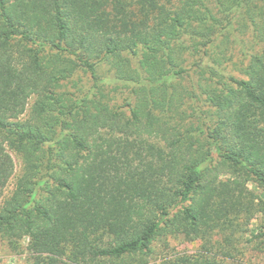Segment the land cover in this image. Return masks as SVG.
Listing matches in <instances>:
<instances>
[{"label":"trees","instance_id":"obj_1","mask_svg":"<svg viewBox=\"0 0 264 264\" xmlns=\"http://www.w3.org/2000/svg\"><path fill=\"white\" fill-rule=\"evenodd\" d=\"M109 58L131 89L118 108L97 73ZM80 71L93 86L61 92ZM12 154L0 239H27L26 264L236 260L235 233L264 216L246 197L264 191V0H0V197ZM181 236L197 251L159 259Z\"/></svg>","mask_w":264,"mask_h":264},{"label":"rangeland","instance_id":"obj_2","mask_svg":"<svg viewBox=\"0 0 264 264\" xmlns=\"http://www.w3.org/2000/svg\"><path fill=\"white\" fill-rule=\"evenodd\" d=\"M5 1L8 3L13 2V0ZM242 44V46L236 47L235 49V57L233 61L237 63L243 60L241 52H245L247 50V46L249 45V36H245V39ZM218 51H220V49ZM143 54L144 50L141 47L139 49L138 56L135 58L131 57L128 53L122 54V56L129 62L128 63L126 61L127 65L129 66L128 70L133 72L135 71L139 60H142L143 58ZM183 58H185L186 60L184 66L189 67L197 61L198 56L190 57L188 53H184ZM120 70L126 72V69L117 66L116 60L112 58L102 60L97 67L98 77L102 80L101 88L107 95L105 101H109L110 106L113 108L123 106L131 94V89L121 86V83H123V81L117 78V76H120ZM227 70L231 75L239 79L245 78L243 75L240 74L237 66L229 65ZM93 84L94 83L91 79V76L87 73L80 71L71 79L62 82V89L59 90L61 92L66 91L68 93H72L75 95V97H78L85 90L90 89ZM34 99L35 98L29 100L24 119L28 118V114L34 103ZM188 102L189 98L186 96L185 104H187ZM200 104H198V106H200ZM200 107L204 109L206 108L204 106ZM177 111L179 113L186 112L187 115L192 114V111L187 106L180 107L177 109ZM12 157L15 162V171L12 179L9 182V185L2 191V195L0 197L2 200L5 197H8L13 192L17 179L22 172L21 159L15 154H12ZM246 188L247 201L254 200L257 203L260 199H264V191L259 188L255 183L250 182ZM240 221L243 222V219H241ZM247 228L248 231L246 234L241 233L240 231L235 233L234 237L235 239H237L236 244L238 246V254L236 256V260L227 261L224 264H264V237L261 236V234L264 232V216H262L261 214H256L252 218L251 222L248 224ZM20 244H22L21 247L17 248L16 250H13L8 246L6 241L0 239V264L28 263V240L24 239ZM198 247L199 244L194 241H189L183 236L178 237L175 240L169 239L166 242L165 240H158L155 243V248L158 252L157 254L159 259L166 255L171 256L183 253L191 254L196 252Z\"/></svg>","mask_w":264,"mask_h":264}]
</instances>
